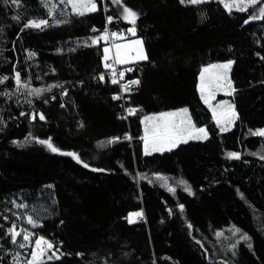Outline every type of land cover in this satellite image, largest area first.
I'll return each mask as SVG.
<instances>
[{
  "label": "trees",
  "instance_id": "obj_1",
  "mask_svg": "<svg viewBox=\"0 0 264 264\" xmlns=\"http://www.w3.org/2000/svg\"><path fill=\"white\" fill-rule=\"evenodd\" d=\"M123 2L142 13L137 37L144 40L149 55L148 61L133 65L124 76L140 80L127 107L142 111L128 119L121 118L126 116L122 102L112 99L118 86L111 84L110 74H105L103 83L94 78L108 71L101 59L104 42L84 46L85 40L100 34L93 33L92 27L103 30L107 15L116 17L106 25L113 31L131 27L119 17L111 0H97L99 12L73 15L71 23L23 32L20 28L27 19L48 18L47 10L38 0H22L20 9L0 0V28L4 30L0 33V76L9 77L0 84V91H15V66L23 80L31 78L32 87L63 84L68 92L61 96L62 89L53 88L39 98L29 97L31 107L24 97L0 96V116L7 122L0 132V224L4 225L0 237L16 221L36 237L62 242L61 260L48 264H102L106 257L109 264H221L225 259L230 264H264V160L252 155L264 152V137L248 132L264 127V60L256 55L257 51L264 55V21L244 25L246 13L230 15L216 0L199 6L181 5L179 0ZM105 3L107 12L103 11ZM201 12L206 14L203 19ZM18 13L20 23L11 19ZM29 51L36 55L28 58ZM228 59L235 61L230 76L237 91L219 98L235 104L239 119L229 132L220 133L200 99L199 71L208 63ZM181 107L189 108L198 126H208L210 139L144 156L140 119ZM22 111L28 115L20 116ZM33 111L43 113L46 120L40 121L37 115L32 121ZM29 133L40 139L51 137L63 151L77 152L90 168L36 142L24 147L11 143L24 140ZM126 133L133 137L131 141L124 138ZM113 137L120 139L107 143ZM229 151H239L241 158H227ZM156 172L170 178L175 193L155 180ZM138 173H146L154 182L133 179ZM180 179L188 181L194 195L184 191L177 183ZM13 199L27 203L29 211L35 209L42 227L33 228L7 212L8 208L24 212L8 203ZM180 204L185 206L183 213ZM140 210L144 222L134 218V223H128L126 217ZM3 215L10 220L5 221ZM233 227L251 237L252 244L249 249L241 240L235 256L227 249ZM216 232L224 235L217 237ZM0 243L21 252V261L31 250L19 249L7 239ZM0 255H4L2 250Z\"/></svg>",
  "mask_w": 264,
  "mask_h": 264
},
{
  "label": "snow or ice",
  "instance_id": "obj_2",
  "mask_svg": "<svg viewBox=\"0 0 264 264\" xmlns=\"http://www.w3.org/2000/svg\"><path fill=\"white\" fill-rule=\"evenodd\" d=\"M213 2V0H179L181 5H193L199 6ZM216 2L223 6V8L231 15L235 10L238 13H246L247 18L243 20L244 25L250 24V22L264 21V0H216ZM111 3L116 5L119 9V17L124 21H127L131 27L127 28V33L131 36H136L137 34V21L142 15L138 10H134L132 7L127 6L123 0H111ZM5 6H11L16 9L22 7V0H3ZM38 4L47 10L48 18H29L20 28L23 32L25 29L33 28L43 30L44 28L59 26L61 24L71 23L70 17L75 15L78 17H84L86 14L97 13L101 10L100 5H98L97 0H58L54 3L53 0H38ZM70 9V11H69ZM249 9H252L250 12ZM103 11H108V6L105 3L103 5ZM59 14L63 19H57ZM205 13L201 12V19L205 17ZM13 21L17 23L21 22V15L18 13L11 17ZM114 19L113 15H107L105 17L106 25L112 24ZM51 21V22H50ZM105 25L103 30L92 27L91 31L93 33L99 32V35H93L84 41V46L99 45L101 41L104 42L102 48V64L105 70L110 72V82L113 85H120V91L112 96L113 100H121L123 98L122 93H131L133 85H139L140 80H128L123 84H120V80H123L125 76L124 71L117 73L115 68L116 64H127L130 61H148L149 55L146 52L144 40L142 38H136L134 40H129L127 43L117 42L124 40V34L119 31H110ZM3 28H0V33H3ZM19 39V36H17ZM259 43V41H257ZM264 47V45H261ZM13 51L15 50V41H13ZM69 51H75V49H69ZM36 55L35 52L29 51L28 58H32ZM256 55L264 60V55H261L259 51ZM0 56H3V52L0 51ZM7 59V58H5ZM235 61L228 59L226 62H215L208 63L201 67L199 71V84L198 91L200 99L207 106L211 112V119L215 122V127L219 129L220 133L229 132L236 124L239 119V115L236 111V106L234 103L228 100H219L216 103L218 93H223L226 96H232L237 89L234 87V81L232 80L230 73L232 71ZM53 71H55L53 69ZM126 71H132L131 68ZM15 81V91H0V96L11 100L13 96L24 97L26 103L31 107L33 105V100L29 97L39 98L44 92H51L53 88H60L61 96H67V89L64 88L63 84L49 85L46 89L42 87H32L31 78L28 80H23L21 72L17 71L15 66L13 68ZM119 77V78H118ZM99 82H105L104 72L99 73L97 77H94ZM9 79L8 76H0V84L5 83ZM264 83V81H261ZM52 100L56 99V96L51 97ZM45 104L48 103L47 99L43 101ZM17 105L19 106L20 100L17 99ZM62 108L65 107L64 104L60 105ZM124 108L123 105H121ZM3 111V109H0ZM124 111L128 116L136 115L139 111H142L138 107H127ZM28 113L20 112V116H26ZM39 115L40 121H45L46 117L43 113L37 114L35 111L31 113V120L35 121ZM128 116L121 117L122 119H127ZM140 123L143 124V135L139 139L143 142V155L152 156L153 154L159 153L164 154L166 152H172L174 149L179 147L181 144H187L189 141H207L210 139V131L207 125L198 126L197 122L193 119V115L188 107H181L174 111H160L152 114L144 115L140 119ZM0 132L4 131L7 127V122L4 121L3 117L0 116ZM250 135L264 137V127L257 128L255 130H248ZM125 139L131 141L132 136L125 134ZM119 137L111 138L107 143L112 144L119 140ZM36 142L40 145L45 146L50 152L68 156L73 158L78 164H81L85 169L90 168V165L84 162L81 156L75 151H63L60 147L54 145L52 138L48 137L46 139H40L38 137L32 136L29 133L24 140H13L12 144L17 147H24L29 143ZM103 143V142H101ZM227 158L239 160L241 158V153L239 151H229L227 152ZM252 155H259L261 160H264V152L252 153ZM123 167V166H122ZM94 172H103L105 169L102 168H91ZM156 181H161V186L166 187L168 192L175 193L176 187L169 183V177L160 174L159 172L153 173ZM148 180V183H153L154 181L148 177L146 173H138L133 179ZM179 185H183L184 191L188 192L190 195H194L191 186L188 181L180 179L177 181ZM48 188H54V185H47ZM13 208L19 210L23 209L24 212L13 211L12 208L6 209L7 212H12V215L16 217V220H26L28 225L33 228L42 227L40 225L41 217L34 215L35 209L29 211V205L24 202H17L15 199L9 200ZM55 203V201H53ZM185 206L183 204L179 205L180 212L183 213ZM171 209H169V214H171ZM143 210L132 212L126 217L128 223H134V218H143ZM5 221L10 220L8 215H3ZM62 222V221H61ZM188 229H192L193 225L191 223L187 224ZM0 228H4L3 224H0ZM232 232V237L229 238L230 243L227 245V249L231 251L232 256L236 255V248L241 240L247 242V247L252 248L250 243L251 237L238 227H233L230 229ZM217 237H222L223 232H216ZM22 237V239H18ZM35 237V239H34ZM7 239L9 243L16 245L19 249H31L28 256L24 257L21 261L22 253L19 251H13L11 249L5 248L3 243H0V250L4 252V255H0V264H48L51 261L61 260L64 253L61 252L62 242L56 243L52 240L45 238L44 236L36 237V234L29 231L27 228L19 227L16 221H11L10 226L4 229L3 237L0 240ZM34 239V244H33ZM197 244L201 242L196 241ZM203 247V245H201ZM227 253H225L226 255ZM79 256H83V253H77ZM127 255V254H125ZM9 257L11 260L9 261ZM102 264H109V259L106 257L102 261ZM221 264H230V261L225 259L221 261Z\"/></svg>",
  "mask_w": 264,
  "mask_h": 264
},
{
  "label": "rangeland",
  "instance_id": "obj_3",
  "mask_svg": "<svg viewBox=\"0 0 264 264\" xmlns=\"http://www.w3.org/2000/svg\"><path fill=\"white\" fill-rule=\"evenodd\" d=\"M53 2H54V3H57L58 0H53ZM234 11H235V10H234ZM122 33L124 34V40H123V41H117V42L127 43L129 40H134V39L138 38V37H137V34H136V36H131L129 33H127V31H123ZM140 62H143V61H130L129 63H127V64H123V65H121V64H116V66L119 67V69H120L121 71H124V72L126 73V72H127V71H126L127 69L131 68L133 65H135V64H137V63H140ZM219 96H226V95H224L223 93H218V94H217V97H216V100L213 101V103H216L217 101L221 100V99L219 98ZM224 100H228V99H224ZM228 101H229V100H228ZM229 102H230V101H229ZM146 115H147V114H146ZM135 219H137V218H135Z\"/></svg>",
  "mask_w": 264,
  "mask_h": 264
},
{
  "label": "built area",
  "instance_id": "obj_4",
  "mask_svg": "<svg viewBox=\"0 0 264 264\" xmlns=\"http://www.w3.org/2000/svg\"><path fill=\"white\" fill-rule=\"evenodd\" d=\"M108 28H109L110 31H113L112 28H110V27H108ZM122 32H123V31H122ZM115 68H116V70H117V73H119V72H120L119 67H117V66L115 65ZM104 74H110V72L107 71V72H104ZM118 78H119V77H118ZM128 80H135V79H128ZM128 80H126V79L123 78V80H120V84H123V83H125V82L128 81ZM117 86H118V92H119V91H120V85H117ZM138 86H139V85H138ZM138 86H137V85H133V86H132V91H131V93H122L123 98H122L121 100H119V101L122 102L124 108H127L128 98L132 96V94H133L134 91L138 88ZM118 92H117V93H118ZM136 115H137V114H136ZM136 115H131V116H136ZM126 116H128L127 113H126ZM128 117H130V116H128ZM127 119H128V118H127ZM136 220L139 221V222H144V217H143V218H137Z\"/></svg>",
  "mask_w": 264,
  "mask_h": 264
}]
</instances>
